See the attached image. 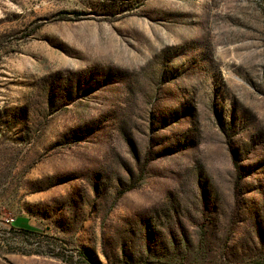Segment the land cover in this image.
<instances>
[{
    "label": "rangeland",
    "instance_id": "rangeland-1",
    "mask_svg": "<svg viewBox=\"0 0 264 264\" xmlns=\"http://www.w3.org/2000/svg\"><path fill=\"white\" fill-rule=\"evenodd\" d=\"M259 263L264 0H0V264Z\"/></svg>",
    "mask_w": 264,
    "mask_h": 264
},
{
    "label": "trees",
    "instance_id": "trees-1",
    "mask_svg": "<svg viewBox=\"0 0 264 264\" xmlns=\"http://www.w3.org/2000/svg\"><path fill=\"white\" fill-rule=\"evenodd\" d=\"M23 230H25V231H29V232H34V233H37L36 231H31V230H29V229H25V228H22ZM260 264V263H259Z\"/></svg>",
    "mask_w": 264,
    "mask_h": 264
}]
</instances>
